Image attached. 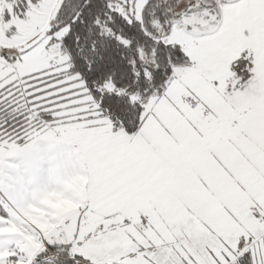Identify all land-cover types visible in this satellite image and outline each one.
I'll list each match as a JSON object with an SVG mask.
<instances>
[{"label":"snow or ice","instance_id":"1","mask_svg":"<svg viewBox=\"0 0 264 264\" xmlns=\"http://www.w3.org/2000/svg\"><path fill=\"white\" fill-rule=\"evenodd\" d=\"M0 264H264V0H0Z\"/></svg>","mask_w":264,"mask_h":264}]
</instances>
